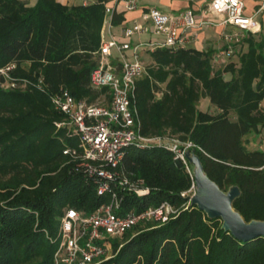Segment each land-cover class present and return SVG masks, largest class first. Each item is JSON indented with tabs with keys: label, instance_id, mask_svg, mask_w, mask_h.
<instances>
[{
	"label": "trees",
	"instance_id": "trees-1",
	"mask_svg": "<svg viewBox=\"0 0 264 264\" xmlns=\"http://www.w3.org/2000/svg\"><path fill=\"white\" fill-rule=\"evenodd\" d=\"M109 1L27 6L0 0V264H55L65 210L90 213L109 200L78 160L63 153L78 138L57 126L64 115L50 98L63 90L89 102L109 96L91 86ZM124 19L115 12L112 24ZM258 33L245 34L238 63L223 68L215 67L213 49L157 48L144 54L137 82L142 132L192 141L205 174L225 192L239 188L232 207L246 222L264 221V149L249 148L246 138L264 129V37ZM202 97L219 112L201 110ZM123 166L151 191L127 194L120 212L186 201L181 193L192 178L171 151L131 146ZM146 224L111 239L112 256L97 264H264V236L238 239L221 217L196 204L164 224Z\"/></svg>",
	"mask_w": 264,
	"mask_h": 264
},
{
	"label": "built area",
	"instance_id": "built-area-1",
	"mask_svg": "<svg viewBox=\"0 0 264 264\" xmlns=\"http://www.w3.org/2000/svg\"><path fill=\"white\" fill-rule=\"evenodd\" d=\"M138 2L110 0L105 5L102 38L96 52L99 65L91 74V86L95 90L108 89L109 96L104 94L95 102L77 99L69 90L50 96L54 107L64 115L57 126L67 127L78 138V146H67L63 153L78 160L77 168L93 179L100 195L109 196L107 202L90 213L73 207L65 210L60 219L55 264H97L107 259L111 239L140 224L168 222L187 209L197 193L187 156L195 144L172 134L142 132L136 98L137 82L145 71L144 54L160 47L187 48L193 29L229 25L235 29L223 33L226 47L213 58L215 64H223L225 57L241 50L245 34L261 31L255 16L245 12L244 0H212L201 14L193 8L169 13L151 7L142 15L145 22L134 21L122 29V38H118L111 32L113 14L135 10ZM142 33H151L154 38L133 43L132 37ZM131 146L139 149L157 146L174 154V159L183 164L192 178L191 187L181 193L186 198L184 203L176 206L162 201L140 211L120 212L127 194L142 197L151 191L143 178H133L123 166L126 150Z\"/></svg>",
	"mask_w": 264,
	"mask_h": 264
},
{
	"label": "crops",
	"instance_id": "crops-1",
	"mask_svg": "<svg viewBox=\"0 0 264 264\" xmlns=\"http://www.w3.org/2000/svg\"><path fill=\"white\" fill-rule=\"evenodd\" d=\"M37 1V0H36ZM35 1V2H36ZM63 2V0H59ZM66 3H87V0H65ZM212 0H139L138 7L135 10L128 11L124 13V21L119 25H113L111 32L115 34L118 38L121 37L122 29L126 26H130L134 21L145 22L143 20V13L151 7H157L165 12L175 13L186 8H193L198 14L204 12L208 4ZM246 7L245 12L248 15H253L258 20L261 31L260 36L264 37V0H244ZM212 18V15H208ZM118 26L120 29L115 31L114 28ZM235 28L229 25H219V26H205L201 28L193 29V38L188 45V47H194L199 50L213 49L217 53L219 49L226 47V42L223 38L224 32H231ZM109 36V35H108ZM139 41H146L154 38L151 33L137 34ZM133 42V41H132ZM134 42V43H136Z\"/></svg>",
	"mask_w": 264,
	"mask_h": 264
},
{
	"label": "water",
	"instance_id": "water-1",
	"mask_svg": "<svg viewBox=\"0 0 264 264\" xmlns=\"http://www.w3.org/2000/svg\"><path fill=\"white\" fill-rule=\"evenodd\" d=\"M187 156L194 165V177L197 187V193L192 199V204H196L211 217H221L223 227L230 230L238 239L248 241L264 236V221L246 222L232 207L233 199L239 194V188L233 187L228 192L221 190L205 174L199 157L190 150L187 152ZM179 164L182 163L179 162Z\"/></svg>",
	"mask_w": 264,
	"mask_h": 264
},
{
	"label": "rangeland",
	"instance_id": "rangeland-1",
	"mask_svg": "<svg viewBox=\"0 0 264 264\" xmlns=\"http://www.w3.org/2000/svg\"><path fill=\"white\" fill-rule=\"evenodd\" d=\"M23 1H26L27 3V6H33L35 5V3L37 2L36 0H23ZM36 1V2H35ZM59 1V0H58ZM61 2V1H59ZM62 4H65V5H72V4H76V3H72V4H69V3H66L65 0H63V2H61ZM120 29V27L116 26L114 28L115 31H118ZM260 34H263V33H258L256 34V37L259 38L260 37ZM262 36V35H261ZM263 37V36H262ZM138 40L137 36H133L132 37V41L133 43L136 42ZM243 48H241V51H245L247 49V46L244 44L242 46ZM221 49H219L217 52H219ZM239 55L240 53L237 52L233 55H230L228 57H225L224 60H223V64H220V63H217L215 65V67L217 66V68H223L224 66H226L229 62H235V63H238L239 61ZM225 77L227 79H229L231 77V75L229 73H226L225 74ZM6 87H8V85H6ZM262 106L264 108V101L262 102ZM198 107L203 110V111H208L212 114H217L219 112V109L214 106L208 97H202L199 101V105ZM231 118L232 119H235V114L234 113H231ZM247 138V141H248V147L251 148V149H264V129L261 130L260 133L258 134H250L249 136L246 137ZM192 164V168H193V172H194V165L193 163L191 162ZM195 178V177H194ZM196 183V182H195ZM197 188V187H196ZM145 225V224H144ZM147 226V224L145 225ZM120 240H122V237L119 238ZM112 250L109 251V254H108V257L107 258H110L112 256Z\"/></svg>",
	"mask_w": 264,
	"mask_h": 264
}]
</instances>
